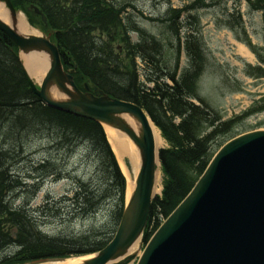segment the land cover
I'll list each match as a JSON object with an SVG mask.
<instances>
[{
  "label": "trees",
  "instance_id": "16d2710c",
  "mask_svg": "<svg viewBox=\"0 0 264 264\" xmlns=\"http://www.w3.org/2000/svg\"><path fill=\"white\" fill-rule=\"evenodd\" d=\"M112 1L116 0H11L16 8L33 5L44 13L49 28L55 31L54 41L64 66H77L78 82L85 78L116 99L138 103L166 141L167 148L159 151L164 176L162 195L151 204L143 238V242H146L159 226L161 217L165 219L169 216L202 175L216 151L211 150V145L227 135L241 118L222 121L217 112L204 104L196 90V80L202 74L205 56L200 29H191L192 23H188V20L195 17L191 12L207 9L210 6L207 3L212 0H193L182 9L170 7L165 12L166 16L159 20L162 23H173L175 30L170 27L168 31L176 37L177 54L181 43L178 33L186 28L183 49L189 65L178 78L175 74L176 67L171 71L172 74L164 73L168 69L164 64V67H160L163 55L160 42L149 38L147 33L131 24L130 15L126 13L129 7L127 4H115ZM245 1L252 10L261 11L264 15V0ZM25 12L31 17L27 10ZM181 13L188 14L186 24L180 20ZM238 20L235 25L227 24L226 27L234 31L237 39L254 52L250 42L247 39L241 40L238 36L242 34L245 37L243 23L239 18ZM30 22L36 24L33 17ZM130 33H136L142 42L132 43ZM119 53H125V58L131 60V63L113 64L116 59L114 55ZM135 57L148 60L152 67L155 65L156 74L150 69L145 74L144 81L139 82L131 66L134 65ZM258 59L264 64L262 59ZM115 65L118 71L112 68ZM245 74L259 77L264 71L259 67L246 66ZM193 101L199 104L196 105ZM263 111L264 98L243 116ZM26 137L35 142H45L43 145L48 146L47 151L51 152L48 157L36 160L33 165L37 166L29 171L31 175L44 169L47 173L58 174L56 161L49 159L55 158L57 153L71 158L79 148L90 153L94 163L103 161L104 164L106 159L109 181L101 191L111 194L107 190L115 189L117 197L115 210L110 219H107V224L112 228L107 236L98 237L91 245L88 243V246H82L74 238L65 240L42 236L38 231L37 218L16 210V196L5 201L4 193L12 189V184L17 182L21 185L20 177L13 175V167L14 158L22 151L20 144ZM90 148L99 153H95L97 158ZM115 180H118V186H113ZM19 191L14 189L15 193ZM124 191L125 179L101 126L94 121L44 106L28 87L15 45L0 33V252L9 243H16L19 247L16 253L0 254L4 257L0 264H26L30 261L84 256L99 251L110 240L121 218ZM86 200L87 203L91 202L93 197L88 198L86 190L80 189L76 199V216L77 213L86 212ZM11 206L16 211H10ZM157 209L161 212L160 218L156 216ZM52 212V209L47 211L48 214ZM48 218L49 215L44 220Z\"/></svg>",
  "mask_w": 264,
  "mask_h": 264
},
{
  "label": "water",
  "instance_id": "95a60500",
  "mask_svg": "<svg viewBox=\"0 0 264 264\" xmlns=\"http://www.w3.org/2000/svg\"><path fill=\"white\" fill-rule=\"evenodd\" d=\"M4 1L12 22L7 25L0 20V31L17 46L19 54L38 52L49 57L39 88L22 65L32 92L49 107L120 129L140 153L142 161L113 239L98 253L69 263L124 264L135 256L130 251L140 242L146 225L158 167L148 117L137 105L112 99L96 88L98 96L88 93L86 85L85 93L78 90L71 76L74 71H63L58 49L49 36L19 33L16 11ZM33 10L45 23L42 13ZM53 86L69 95L68 101L52 100ZM126 116L138 123V133ZM136 264H264L263 130L236 137L217 152L190 193L151 236Z\"/></svg>",
  "mask_w": 264,
  "mask_h": 264
},
{
  "label": "rangeland",
  "instance_id": "374dc122",
  "mask_svg": "<svg viewBox=\"0 0 264 264\" xmlns=\"http://www.w3.org/2000/svg\"><path fill=\"white\" fill-rule=\"evenodd\" d=\"M191 1L193 0H116L112 3L127 4L129 7L126 13L130 15L131 24L142 29L149 35V38H154L160 42L163 47L160 67L165 65L168 69L163 72L167 74L172 73L171 71L174 70L177 51L176 37L168 29L171 27L174 31L175 27L173 23L156 22L152 19L157 20L161 17L163 19L168 8L182 9ZM209 3L210 6L207 9L191 12V15L195 17L188 20V23H192L191 29L196 27L200 29L205 56L202 74L196 80V90L201 100L220 114L223 120H228L234 116H239L248 110L255 101L264 96V75L254 78L249 74H244L246 63L252 66L257 64L256 55L264 61L263 13L261 11L252 12L243 0H212L207 4L209 5ZM19 10L22 12V18L27 23L29 16L25 15L24 12L27 7L23 6ZM187 15L186 13L180 15V20H183L184 24L187 22L185 20ZM238 18L243 22L246 32L245 37L241 34V40L247 39L250 41L255 48L256 55L250 53L251 51L244 45V42V44L238 42L235 38V32L226 27L227 24L235 25L239 21ZM41 30V25L35 24L34 28L29 27L27 33L34 34V31H36L37 35L44 36L43 30ZM95 34L98 35V33ZM185 34L186 28L181 29V33H178L182 41ZM130 39L132 43L142 42L136 33H130ZM243 47L248 52L250 51L249 56L242 53ZM113 49L115 51L114 46ZM114 57L116 59L113 64L119 65L124 62L127 65L131 63V60L125 58V53L115 54ZM187 65L188 59L182 48L175 74L177 76L182 74ZM131 66L132 71L138 76V81L141 83L148 70L152 69L151 72L155 74L156 66L153 65L152 67L148 60L135 57L134 65ZM73 67L77 71V66L74 65ZM112 68L119 70L116 65ZM262 68L264 69V64ZM85 80L84 78L82 82H85ZM240 118V121L234 125L227 135L217 139L211 145L212 151L217 150L225 140L234 135L264 130V111L249 116L241 115ZM29 140L27 137L24 139L23 143L20 144L22 151L14 158L13 168H15V172L13 175L19 176L22 183L25 184L21 196L22 200L16 199L15 204L22 203L25 208L30 206L27 214L37 218L38 231L42 236L65 240L74 238L78 243L83 244L82 246H88V243L91 245L98 237L107 236V233L112 230L110 225L107 224V219H110L115 210L117 197L115 189L107 190L111 194L101 191L109 181L106 159L104 164L103 161L94 163L90 153L81 150V148L74 151L71 158L65 154L57 153L54 155L55 158L49 160L56 161L59 173L50 174L51 172L47 173L46 169L34 173L35 176H38L40 189L33 192V188L29 187L32 180L29 171L37 166V164L33 165L36 160L48 157L51 152L47 151L48 146L43 145L45 142L41 143V140L35 142L32 139L28 142ZM165 147L163 144L162 148ZM9 150H12V148H9ZM15 152H17V149ZM91 153L94 157L96 156L95 153L99 154L93 150H91ZM124 162L126 163L127 160ZM163 179V175L159 177V183H163ZM80 189L86 190L88 198L92 196L93 200L87 203V199L86 212L77 213L76 216V199ZM8 198H11V196ZM60 200H63L62 203H57ZM5 201L8 202L9 200L5 199ZM51 209L53 212L48 214L47 211ZM48 215L49 218L44 220ZM76 241L68 242L74 243ZM18 248L16 243H9L6 248H1L3 251L0 254L16 253ZM74 257L76 256L39 262L30 261L26 264L53 263ZM3 259L4 257L0 256V261ZM135 262L130 260L127 264H135Z\"/></svg>",
  "mask_w": 264,
  "mask_h": 264
},
{
  "label": "bare ground",
  "instance_id": "6f19581e",
  "mask_svg": "<svg viewBox=\"0 0 264 264\" xmlns=\"http://www.w3.org/2000/svg\"><path fill=\"white\" fill-rule=\"evenodd\" d=\"M15 9H18V8L15 7ZM9 15H11L10 10L7 8L6 5H3L0 3V20L2 22H4L5 24L10 25L11 21H10ZM16 28H17L18 32L23 34V35H31V34L27 33L29 26L27 25V23L22 18L21 13H19L17 15ZM34 32H35L34 35L38 34V33H36V31H34ZM242 53L249 56V52L244 47H243ZM48 59H49L48 54H46V53L39 54L38 52H34L32 54L31 53L30 54H21V56H20V60L22 61L23 65H24L25 71L27 72V74H29L28 76L31 78V80L34 81V83L37 86H40V84H42L44 81L43 76L45 75V73L49 67ZM156 72H157V69H155V74H156ZM169 74H172V73H169ZM69 90L71 91L70 88H69ZM50 91H51V94L49 92L50 97L55 102L63 103V102L68 101V99H69V95L67 96L60 89L58 91V89L55 86L51 87ZM123 101L133 103V104L137 105L138 107L142 108L136 102H131V101H127V100H123ZM43 105L46 107H49L45 104H43ZM49 108H52V107H49ZM52 109H55V108H52ZM55 110H58V109H55ZM58 111H62V110H58ZM62 112H65V111H62ZM66 113H68V112H66ZM69 114H71V113H69ZM71 115H73V114H71ZM74 116H76V115H74ZM147 116H148V114H147ZM77 117H79V116H77ZM148 118L151 121L149 116H148ZM125 120L130 125V127L134 131H136V133H138V131H140L139 130L140 127H139L138 123L135 122L132 118L126 116ZM150 121H148V123L150 125L151 130H152V135L154 138V143H155L156 149L162 148L163 144L165 146H167L166 142H164V140L161 137L156 126L152 124L153 123L152 121L151 122ZM99 125L101 126V128L104 132V135L106 137V140L109 143V145L113 151L117 166L121 172V175L125 179V182L127 183V187L130 191V186L133 184V182L136 178L138 165L142 161L140 153H139L138 149L134 146V144L131 142V139L128 138V135L125 134L124 132H122L120 129L114 128V127L109 126L105 123H100ZM125 160H127L126 163L124 162ZM209 163H210V161L208 162L205 169H207ZM157 165H158V167H157V171H156V181H155L153 195L156 196V198H161L160 196L162 195L163 186L161 185V183H159V180H158L159 177H162V165H161L160 160L158 161ZM31 176H32V180H31V184L29 185V187H32L33 189H35V191H33V190L32 191L36 192L38 189H40L38 176H35V174H32ZM118 183H119L118 180H115V182H113V186H118ZM20 184L21 185L17 184V182H14L12 184V189L7 190V192L4 193V199L9 200L10 198H8V197L16 196V198H18V200L21 201L22 200L21 196L23 194V192H22L23 189L21 187H23L25 184H23L22 181L20 182ZM14 189L20 190L19 193H15ZM129 191H128V194H129ZM20 194H21V196H20ZM128 194L126 193L127 197H128ZM125 200H126V204H127L128 200L127 199H125ZM62 201L63 200L57 201V203H62ZM64 201H65V199H64ZM22 207H23V209H22ZM9 210L10 211L18 210V213L26 214L30 210V206L25 208V205L20 203V204L16 205V210L13 208H10ZM159 214H161V212L159 209H157L156 210V216H158L160 218L161 215H159ZM72 261L74 262V260H72ZM69 263H72V262L71 261H69V262L68 261L53 262V263L47 262L45 264H69Z\"/></svg>",
  "mask_w": 264,
  "mask_h": 264
}]
</instances>
